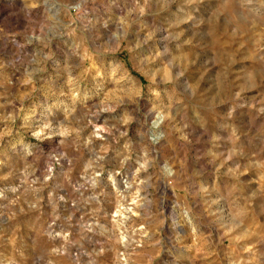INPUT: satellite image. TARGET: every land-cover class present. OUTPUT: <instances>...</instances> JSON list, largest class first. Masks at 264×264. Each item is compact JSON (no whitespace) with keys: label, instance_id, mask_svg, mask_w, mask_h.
<instances>
[{"label":"clouds","instance_id":"clouds-1","mask_svg":"<svg viewBox=\"0 0 264 264\" xmlns=\"http://www.w3.org/2000/svg\"><path fill=\"white\" fill-rule=\"evenodd\" d=\"M0 17V264H264V0Z\"/></svg>","mask_w":264,"mask_h":264},{"label":"rangeland","instance_id":"rangeland-1","mask_svg":"<svg viewBox=\"0 0 264 264\" xmlns=\"http://www.w3.org/2000/svg\"><path fill=\"white\" fill-rule=\"evenodd\" d=\"M18 5V0H0V11H3L5 15H7L8 10L12 9L14 6ZM2 18V17H0ZM107 38V37H105ZM91 66V62H90ZM194 243L196 244V252L195 255L197 257H205L207 259H212V256L207 253V250L204 246L200 244L199 238L196 237L194 240ZM205 261H200L199 259L196 261V264H206Z\"/></svg>","mask_w":264,"mask_h":264}]
</instances>
